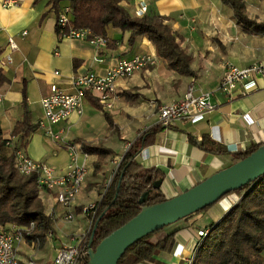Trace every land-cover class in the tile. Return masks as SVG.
<instances>
[{
    "label": "crops",
    "instance_id": "1",
    "mask_svg": "<svg viewBox=\"0 0 264 264\" xmlns=\"http://www.w3.org/2000/svg\"><path fill=\"white\" fill-rule=\"evenodd\" d=\"M5 1L0 0V59L10 54L13 61L0 67V128L2 138L9 142L2 153L14 155L15 147H23L30 157L45 162L55 174H62L70 163L67 143L82 147V141H86L114 151L98 167V155L89 154V172L70 209L60 201L57 189L39 191L45 212L52 219V228L44 240L31 236L21 242L20 264L52 261L61 248L73 242L75 233L89 229L91 219L83 213V207L101 201L112 180L107 179L111 159L117 158L120 152L123 155L146 131L159 127L153 141L142 147L137 161L144 168L159 169L163 173L160 190L166 198L233 164L232 152L264 143V76L255 75V85L248 90L242 83L232 94L219 90L226 61L244 67L264 58V33L245 32L231 6L222 0H147L146 13L164 17L177 34L181 47L192 57L194 76L168 67L146 36H138L133 43H128L130 32L112 26L107 29L106 45L59 36L56 27L61 9L68 10L71 25L74 21L70 0L59 1L57 7L51 0H13L14 4L9 6L4 5ZM243 1L249 17L264 21V0ZM121 3L136 16L135 0H121ZM10 38L15 40L16 49L10 46ZM136 54H149L155 62L129 78L116 80L118 96L113 99L111 109H105L97 98L93 97L95 104L87 97L82 115H73L54 125L56 132H63V139L55 140L38 128L37 122L43 116L41 100L50 93L53 83L72 91L73 76L87 72L106 76L122 59ZM192 82L198 93L213 92L214 109L196 118L160 126L159 106L182 98ZM24 86L34 124V131L25 139L12 134L22 118ZM123 91L137 97L127 99ZM106 114L113 125L109 124ZM189 135L198 139L207 135L229 152L214 154L202 150L190 141ZM51 139L56 143L52 144ZM239 199L237 193H230L213 204L216 206L182 221L184 227L176 236L173 251L157 254L150 264H189L198 231L219 222ZM70 211L73 220L66 219Z\"/></svg>",
    "mask_w": 264,
    "mask_h": 264
},
{
    "label": "trees",
    "instance_id": "2",
    "mask_svg": "<svg viewBox=\"0 0 264 264\" xmlns=\"http://www.w3.org/2000/svg\"><path fill=\"white\" fill-rule=\"evenodd\" d=\"M59 1L61 0H51L55 7ZM70 1L74 15L73 27L90 28L95 34L107 37V29L112 26L123 32H130L128 43H133L138 36H146L155 45L157 55L166 61L168 67L183 75L196 74L191 68L192 57L181 47L177 34L165 22L164 17L156 13H146L143 17L134 16L122 5L121 0ZM222 1L231 6L236 21L245 32L264 33V21L249 17L243 0ZM56 31L62 36L58 25ZM122 94L127 99L137 97L129 91H123ZM87 97L97 103L92 96ZM106 118L110 125L114 124L109 114H106ZM158 130L159 127L144 132L123 153L109 187L98 202V212L90 234L97 221L98 225L91 243L89 239L87 254L80 259L83 264H88L90 248H95L103 238L134 217L143 205L160 203L167 199L160 188L153 187V183L163 173L159 169L144 168L137 161L142 147L153 141V135ZM33 131L28 92L24 86L22 118L17 121L12 134L25 139ZM189 139L200 149L210 153L229 152L225 146L207 135L201 139L189 135ZM5 145L6 140L2 138L0 128V225L17 223L28 226L34 222L32 236L44 240L52 228V219L46 214L39 197L35 183L36 174L21 175L14 167L13 154L11 159L4 161L2 149ZM260 145L232 152L233 163L251 154ZM82 149L88 154L98 155L97 167L114 152L103 145L86 141H82ZM146 191H150V195L144 204H140L139 199ZM230 193H237L240 199L219 222L207 227L210 231L197 248L192 264H264V175ZM196 213L139 239L126 250L118 264H150L157 254L172 252L176 245V236L184 227L181 222Z\"/></svg>",
    "mask_w": 264,
    "mask_h": 264
},
{
    "label": "built area",
    "instance_id": "3",
    "mask_svg": "<svg viewBox=\"0 0 264 264\" xmlns=\"http://www.w3.org/2000/svg\"><path fill=\"white\" fill-rule=\"evenodd\" d=\"M135 1L137 4L135 15L143 17L146 14L148 1ZM12 4H14L13 0L4 2L6 6ZM67 11V9H61L58 16V26L62 36L88 39L93 43L106 45V38L95 34L90 28L73 27ZM23 34H26V31ZM10 46L13 49L17 48L13 38H10ZM12 61V56L8 54L0 59V67ZM154 62V58L149 54H136L131 58L122 59L118 65L108 71L106 76H98L93 72L77 74L72 78V91L65 90L53 83L50 87V93L41 100L43 116L37 122L38 128L55 140L63 139V132H56L54 125L68 120L73 115H82L85 111L87 95L97 98L105 109H111L113 99L118 96L116 80L129 78L136 71L147 68ZM55 73L58 74L59 72L56 71ZM255 75L264 76V58L254 60L244 67L228 60L224 63L219 90L232 94L233 90L241 83L248 90V87L255 85ZM246 90L244 91L246 92ZM212 94V91L198 93L195 83L192 82L182 98L174 99L159 106L158 123L163 126H170L177 120L196 118L211 112L215 107L211 101ZM1 99L2 93L0 92ZM6 143L9 144V142ZM66 147L69 151L70 163L62 174H55L54 169L45 162L30 157L23 147L14 148V167L23 176L36 174L35 183L38 191L57 189L60 201L70 209L74 205L89 172V154L84 152L82 147L76 143H67ZM98 207L97 202L89 203L83 207V213L91 219L89 229L75 233L72 237L73 242L61 248L55 258L46 264H79L81 257L88 252L90 232ZM66 219H74L71 211L66 215ZM34 228V222L28 226H21L17 223L0 225V264H20L19 246L27 236H32ZM209 231V228L198 231V238L195 241L193 254L189 258V264H192L197 248Z\"/></svg>",
    "mask_w": 264,
    "mask_h": 264
},
{
    "label": "water",
    "instance_id": "4",
    "mask_svg": "<svg viewBox=\"0 0 264 264\" xmlns=\"http://www.w3.org/2000/svg\"><path fill=\"white\" fill-rule=\"evenodd\" d=\"M263 175L264 143L243 159L211 174L186 191L160 203L143 205L134 217L103 238L95 248H90L88 264H118L126 250L139 239L213 205ZM162 182L163 178H159L153 187L160 188ZM149 195L150 191H146L139 203L144 204ZM97 225L98 221L90 243Z\"/></svg>",
    "mask_w": 264,
    "mask_h": 264
},
{
    "label": "rangeland",
    "instance_id": "5",
    "mask_svg": "<svg viewBox=\"0 0 264 264\" xmlns=\"http://www.w3.org/2000/svg\"><path fill=\"white\" fill-rule=\"evenodd\" d=\"M35 115L37 116V112H36ZM36 116H35V117H36ZM50 142H52V144H53V143H54V144L56 143V142H55L54 140H52V139H51ZM2 157H3L4 161H5V160H9V159H11V155H9V154H4V153H2ZM121 159H122V153H121V152H120V154H119V156H118L117 158H115V159H111V163H110L111 168H110V170H109V172H108L107 179L113 177V175H114V173H115V171H116V169H117V167H118L119 161H120ZM211 206H212V205H211ZM213 206H216V205H213ZM79 264H83V263L80 261Z\"/></svg>",
    "mask_w": 264,
    "mask_h": 264
}]
</instances>
